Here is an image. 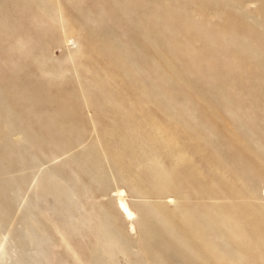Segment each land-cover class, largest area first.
Listing matches in <instances>:
<instances>
[{"label": "rangeland", "instance_id": "obj_1", "mask_svg": "<svg viewBox=\"0 0 264 264\" xmlns=\"http://www.w3.org/2000/svg\"><path fill=\"white\" fill-rule=\"evenodd\" d=\"M163 171L178 190H156ZM175 197L205 213L237 207L261 237L264 0H0V252L188 264L163 218L139 220ZM198 224L235 249L228 231Z\"/></svg>", "mask_w": 264, "mask_h": 264}, {"label": "bare ground", "instance_id": "obj_2", "mask_svg": "<svg viewBox=\"0 0 264 264\" xmlns=\"http://www.w3.org/2000/svg\"><path fill=\"white\" fill-rule=\"evenodd\" d=\"M57 7H59V6H57ZM69 26L71 27V25H69ZM82 52L83 51L79 52V59L82 56ZM116 58H117V56H116ZM120 60H121V58H120ZM134 87L136 88V86H134ZM127 106H129V105H127ZM146 170H148V169H146ZM146 173H148V172L146 171ZM149 173H150V171H149ZM149 173L147 175H149ZM154 174H156V172ZM167 175L164 174V171L159 172L158 175L156 176V179L154 180V186H155L156 190H158L159 192H170L172 190H178L177 189L178 187L176 185H174L173 183H171L169 179H167ZM70 192H71V190L67 192L68 195H67V198L65 199V202H64L65 206L59 207V208H64V210H65L64 216H66V217L68 216V211H69V209H71V207L77 209V205L73 204L72 195ZM118 201H119L118 202L119 210L126 217H128V218L132 217L134 212L131 210L129 204L122 198H119ZM168 201H170V200L168 199ZM171 201L174 202V205L172 204L173 206L171 208L166 207V209H165V207L164 208L162 207L163 204L161 202H155L154 204L151 203L152 205L150 203H148V207H147L146 212L142 211L144 213L140 214L141 216L139 217L140 218L139 220L142 222L146 221L150 212H153L158 217L163 218L165 224H164V226H162V230H163V228H165V230H166L165 232L171 234L170 240L172 242H175V244L180 248L182 255H185L187 257L188 264H215V262H218V264H250V262L248 260L249 259L248 256L241 253V249L245 248V247L249 250L246 252V254L247 253L251 254V252L255 253L256 259L261 261L260 264H264V249H263V247L261 249L258 247L259 245H260V247L264 246V240H263L264 239V228L262 227L263 225L261 224L260 228L259 229L257 228L258 230L254 228L255 231L257 230L260 233L261 237L251 235V237H252L251 238L250 234L248 235L246 232V226H244V224H243L244 221H247V220H245V219H244V221L242 220L243 218H245L247 216L243 215V218L241 219V218L237 217V215L233 214L234 212L231 210L232 208H237V207H233V206L228 207V205H224V204H221L220 206H213V204L204 205L206 208V211H207V213H205V212L200 211L199 206H194L191 208L187 207L183 202L184 200L181 198H176V200L173 199ZM214 203H216V202H214ZM56 208L57 207H55V204H54L52 206V209H49V215L50 216L54 213V211H56ZM226 208H228V209H226ZM137 210H139V209H137ZM143 210H145V208ZM243 213H245V212H243ZM137 214H138V212H137ZM248 217L249 218L251 217L250 219H252V217H254V219L252 221L256 220L258 222V223H256V222L253 223L254 225L257 226L259 224L258 217L249 216V215H248ZM199 219L204 221L205 224H208L212 229H216V228L221 229V233H223V231H228L227 234L229 236H233L235 238V242H234L235 249H230V251L226 252L225 248L217 247V244L214 242V237L209 236L210 234H209V232H207L204 229V225L198 224ZM250 219L248 220L249 223L251 222ZM154 222H156V221H154ZM139 224H141V222H139ZM54 225H56V224L52 221V226L54 227ZM155 226L161 227V224L155 223ZM248 226H250V225H248ZM98 230H100V232H101L102 228L100 227ZM258 232H255V233H258ZM184 233H186V235L190 239H187L186 237H184L185 235L181 236ZM30 236L32 238L31 232H30ZM222 236L223 235H221L220 237H222ZM36 237H37V234L35 235L34 238H36ZM253 239L255 241L254 243H253ZM258 239H260V242H257ZM10 241L11 240H9L8 243H10ZM256 242H257V244H256ZM194 244H195L196 248L198 247L197 250L194 249L195 247L193 248ZM9 245H11V244H9ZM256 245H258V246H256ZM111 246L112 245H109L110 248L113 247V246L112 247ZM145 246H146V243H145ZM44 247H45V245L41 246V244H40L39 251H40V255H42L44 257L43 260L47 264H75V259H73V255H71L72 258L71 257L68 258L70 260V262L67 261L68 259H66V261L65 260L61 261V260H59L61 258V256L59 255L58 257H56V253L53 254L52 250H49V253L46 256L43 253ZM14 248H15V246H14ZM14 248H12L11 250H9L8 248H4L0 252V264H25V262H24L25 256L21 255L22 253L19 252L18 248H15V249ZM229 248H231V247H229ZM68 250H69V252H72L70 250L69 246H68ZM36 252H38V251H36ZM142 253L144 256H145V253L147 254V252H145L144 250H142ZM234 253H236V255H233ZM231 255H233V256H231ZM149 257L152 258V264H154L153 263L154 259H155L154 253L149 252ZM78 260H80V259H78ZM147 261L148 260L146 259V262ZM146 262H144V263H146ZM148 264H150V262ZM158 264H160V263L158 262Z\"/></svg>", "mask_w": 264, "mask_h": 264}]
</instances>
